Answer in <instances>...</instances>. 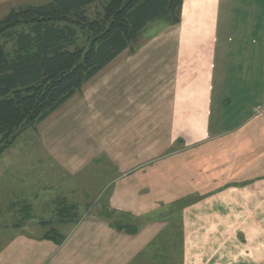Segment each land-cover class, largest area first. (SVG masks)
<instances>
[{
    "label": "crops",
    "instance_id": "1",
    "mask_svg": "<svg viewBox=\"0 0 264 264\" xmlns=\"http://www.w3.org/2000/svg\"><path fill=\"white\" fill-rule=\"evenodd\" d=\"M180 9L179 24L147 41L162 34L161 47L121 53L87 83L100 80L90 94L95 106L86 94L74 104V121L85 113L86 126L101 118L105 130L83 166L55 164L70 156L55 153V130L40 139L45 153L0 164V181L8 176L13 194H0V209L49 218L65 237L56 246L42 226L0 229V264H264V0H183ZM239 22L249 30L243 57L230 41ZM145 63L154 93L140 101L124 79ZM112 92L123 97L120 105L100 99ZM108 109L126 134L109 137L114 122L97 116ZM99 153L110 165L91 196L70 178L67 189L52 184L55 167L75 176L84 156ZM66 209L72 212L62 215ZM107 210L138 223L137 232L113 229L101 215Z\"/></svg>",
    "mask_w": 264,
    "mask_h": 264
},
{
    "label": "trees",
    "instance_id": "2",
    "mask_svg": "<svg viewBox=\"0 0 264 264\" xmlns=\"http://www.w3.org/2000/svg\"><path fill=\"white\" fill-rule=\"evenodd\" d=\"M182 1L50 0L10 9L0 18V155L117 56L133 55L151 27L179 24ZM101 215L116 231L138 230L112 211ZM19 221L16 229L24 225ZM43 238L56 246L65 239L55 227Z\"/></svg>",
    "mask_w": 264,
    "mask_h": 264
},
{
    "label": "rangeland",
    "instance_id": "3",
    "mask_svg": "<svg viewBox=\"0 0 264 264\" xmlns=\"http://www.w3.org/2000/svg\"><path fill=\"white\" fill-rule=\"evenodd\" d=\"M50 0H27L28 4H33V5H41L49 2ZM27 3L22 2L20 4L19 0H9L8 4L6 6H0V18L4 17L8 11L12 8H17L21 5H26ZM11 7V8H10ZM223 17V15H222ZM168 26V25H165ZM165 26H162L161 24L159 25H154L151 27L149 30H147L142 39H139V43L141 45L148 44V39L152 36H154L157 32H161ZM247 24L245 25L242 22H239L237 25L235 32L231 33V39L230 41L233 43H236V46L239 47V49H235V52H243L245 51L243 48L247 46V43L245 44V41L243 39H246V36L248 34L247 30ZM165 38L161 34L159 37L154 39V41H151L150 44L145 45L147 48L146 50H149V52L153 51L155 48L158 46L161 47L162 44L164 43ZM150 48V49H148ZM129 54H127L126 51H124L121 54V57H127ZM157 55V54H155ZM137 56L140 57H147L148 54H138ZM243 57V53L241 55ZM152 57V56H151ZM153 58V57H152ZM240 62L244 61L241 57L238 59ZM151 65L148 63L137 65L135 67L134 72L132 73H127V77L124 79L127 81V84L130 87L129 93H134L135 91H139L138 95L135 97V100H144L146 98L152 99L151 94L154 93V80H153V68L151 73L147 70L148 67ZM234 68V67H233ZM158 69V68H157ZM218 75V72L216 73V76ZM168 82H169V78ZM216 79V78H215ZM98 84H100V80L98 81H91L89 84H86L80 93L76 94L73 96L70 100H68L66 103H64L59 109H57L54 113L50 115L47 119L44 120L42 124H38L36 128H29L26 129L19 137H17L14 142L0 155V164L2 163V166L6 162H12L14 159L20 157L22 154H43L46 151L43 150L42 147H40V139L44 137L45 134L49 133L52 130H55L59 132L60 134L57 135V138L59 139L58 143L56 144L55 148V153H66L63 155H70L69 157H66L60 161H55V164L59 163L61 165V169L65 170V165H68L71 163V165H78L83 166L85 164L84 162H80L82 160V156L85 153H89L91 150L96 151L95 147L99 146L100 143V138H101V131H105L104 129L101 130V118L97 122H91L86 126V114L82 113L80 114V118L74 121L73 119V107L74 104L79 101L83 103V97L84 94L87 95V100L89 101L90 105L95 106L96 103L93 101V97L90 96V94H93V91L95 89H98ZM218 81L217 79L215 80V87L217 86ZM116 95V94H115ZM100 99L104 100L106 99L107 101H110V104L113 102L116 105H120L123 97L114 96V92L110 94H106ZM235 102V101H234ZM233 104V103H231ZM124 105V104H123ZM136 106V105H135ZM137 115L136 111L133 112L132 110L127 113V115H130L131 117L133 115ZM116 115H119L116 112H111L110 109L108 110H103V112H99V115L97 116H103V117H109L110 122H114L113 127L109 128V137H111L116 131L120 130L122 132H125L126 134V125L124 127L123 123L121 127H118L117 122V117ZM125 116V114L123 115ZM137 117V116H136ZM71 118V120H70ZM73 120V121H72ZM123 120V119H121ZM120 120V121H121ZM90 124L93 126L91 127ZM229 126V125H227ZM131 128V127H130ZM138 130H136L135 133H137ZM88 139V140H87ZM132 139V138H131ZM71 146V147H70ZM10 157H6V156ZM102 154H97V157L94 158V155H88L84 156L85 159L87 158V163L85 168L81 169L80 171L77 172L75 176L71 177H66L65 173L60 171L57 167H55V177L54 181L52 184H55L56 186H60L63 189H67L68 185L65 184V181L72 179L73 180V185L79 188L80 186H87L88 187V195L90 191H95L100 188L102 184H104L103 181L106 180V173H108L107 167L110 165L108 163L107 166H105L106 160L101 158ZM72 156V157H71ZM105 157L104 155H102ZM71 157V158H70ZM82 157V158H81ZM5 158V160L3 159ZM71 160V162H69ZM7 163V162H6ZM33 163V162H31ZM43 164V162H39ZM38 163V164H39ZM45 164H50L49 161H45ZM20 164V163H19ZM34 164V163H33ZM112 172V171H109ZM91 177V179H90ZM100 177V178H99ZM70 178V179H69ZM110 179V177H108ZM9 177L8 176H3L2 180L0 181V194H4L7 196L9 194V191H7L10 187V182H9ZM95 184L94 186L96 187H89L91 185L90 183ZM13 194H9L10 197H12ZM91 196V195H89ZM93 201L96 198V194L93 193ZM8 201L10 204H15V201H12V198H8ZM0 205H4V203L0 202ZM97 212V209H96ZM21 213L17 208H12L11 210H5V209H0V229L3 230L4 228L12 229L14 228V231H16L15 224L17 225L20 221L21 218ZM29 220V223H26V221ZM45 221L42 224L39 223V221ZM49 218L46 219H25L26 225H23L21 227H27V229H41L40 227L42 226L44 228H48L52 225H55L54 223L47 222ZM20 227V228H21Z\"/></svg>",
    "mask_w": 264,
    "mask_h": 264
}]
</instances>
